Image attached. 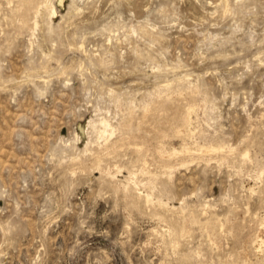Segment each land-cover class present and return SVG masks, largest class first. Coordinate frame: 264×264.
Segmentation results:
<instances>
[{
    "label": "rangeland",
    "instance_id": "rangeland-1",
    "mask_svg": "<svg viewBox=\"0 0 264 264\" xmlns=\"http://www.w3.org/2000/svg\"><path fill=\"white\" fill-rule=\"evenodd\" d=\"M263 216L264 0H0V264H264Z\"/></svg>",
    "mask_w": 264,
    "mask_h": 264
},
{
    "label": "bare ground",
    "instance_id": "bare-ground-1",
    "mask_svg": "<svg viewBox=\"0 0 264 264\" xmlns=\"http://www.w3.org/2000/svg\"><path fill=\"white\" fill-rule=\"evenodd\" d=\"M45 1V3L47 2V0H44ZM62 1L63 0H57V2H58V4H62ZM226 1V0H225ZM42 2H43V0H42ZM42 5V4H41ZM43 5H45V4H43ZM39 8H40V6H39ZM39 8H37L36 10H35V15H34V20H33V24H34V27H36V25H37V19H36V16H37V14H38V12H39ZM223 8H225V7H223ZM55 12V10L54 9H52V13H54ZM164 84V83H163ZM187 84H189V83H187ZM193 85V84H192ZM167 86H168V84H167ZM165 87V86H164ZM145 107V106H144ZM191 107V106H190ZM193 108V107H192ZM189 115V114H188ZM189 119V118H188ZM190 120V119H189ZM188 120V121H189ZM99 123H100V125H101V129H99V131H98V138L100 139H102L103 141H106L111 135H113V133H114V130H115V126H114V124H112V122L108 119V118H106V117H100V119H99ZM189 124V123H188ZM85 125L86 124H81V125H79V128H80V134H83V132H84V129H85ZM190 132V131H189ZM192 134V133H191ZM190 136V135H189ZM111 139V138H110ZM105 143V142H104ZM101 145V144H100ZM161 145V144H160ZM199 146V145H198ZM185 148V147H184ZM198 148V147H197ZM197 148L196 149H194V150H197ZM199 148H200V150L201 151H207V150H215L217 147L216 146H214V145H201L200 144V146H199ZM183 149V148H182ZM182 149H181V151H182ZM187 148H185L184 150H186ZM188 149H190V148H188ZM219 149H221V148H219ZM173 150H175V149H173ZM192 150V149H191ZM217 150V149H216ZM230 150V149H229ZM170 151V150H169ZM172 151V150H171ZM177 151V150H176ZM179 151H180V149H179ZM189 151V150H188ZM175 152V151H174ZM190 152V151H189ZM210 152V151H209ZM176 154V153H175ZM181 154V153H180ZM246 154H247V151H245L244 153H243V156H246ZM168 169V168H167ZM116 170H119V169H116ZM170 171V170H169ZM128 178L129 179H133V175L131 174V173H129V175H128ZM133 183L135 184V187L137 186V181L135 180V179H133ZM137 188V187H136ZM148 195V194H147ZM263 218H264V216H263ZM263 221H264V219H263ZM257 223H259V222H257ZM170 233H172V232H170ZM258 238V237H257ZM253 241H254V239H253ZM256 241V240H255ZM258 242H259V240H258ZM260 242H261V244H264V239H261L260 240ZM258 245V244H257Z\"/></svg>",
    "mask_w": 264,
    "mask_h": 264
}]
</instances>
